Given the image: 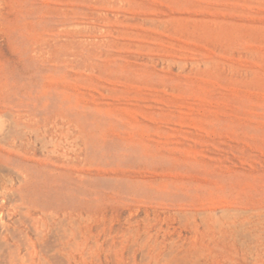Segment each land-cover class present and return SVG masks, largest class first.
Wrapping results in <instances>:
<instances>
[{
    "label": "rangeland",
    "instance_id": "374dc122",
    "mask_svg": "<svg viewBox=\"0 0 264 264\" xmlns=\"http://www.w3.org/2000/svg\"><path fill=\"white\" fill-rule=\"evenodd\" d=\"M0 264H264V0H0Z\"/></svg>",
    "mask_w": 264,
    "mask_h": 264
}]
</instances>
